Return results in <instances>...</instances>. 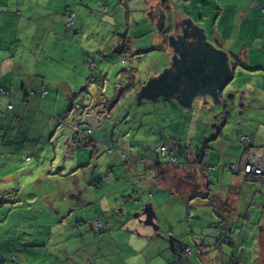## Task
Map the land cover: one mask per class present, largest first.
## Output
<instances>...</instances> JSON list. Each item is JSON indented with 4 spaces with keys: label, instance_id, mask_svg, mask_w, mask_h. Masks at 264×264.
Wrapping results in <instances>:
<instances>
[{
    "label": "crops",
    "instance_id": "crops-1",
    "mask_svg": "<svg viewBox=\"0 0 264 264\" xmlns=\"http://www.w3.org/2000/svg\"><path fill=\"white\" fill-rule=\"evenodd\" d=\"M143 1L137 0L135 5L140 3L143 6ZM255 2H252L253 8H256ZM151 3L150 11L158 14L163 10L167 23L171 12L167 11L168 6L162 0H153ZM69 12L74 13L76 19L73 25L67 26L65 21ZM259 14L262 15L261 12ZM214 15L215 21L208 26L202 24L208 16H201L198 22L207 30L206 34L213 38L214 46L230 52L231 58L237 55L230 43L232 29L234 36L245 38V41L253 45L252 49L259 50L257 47L261 46L264 50V22L260 25V36L255 35L254 29L260 24L256 21L255 13L253 18L237 17L235 22L234 17L224 21L226 18L221 8L215 10ZM129 19L130 10L128 11V3L124 4V0H0V89L4 91L0 92V264H97L95 258L104 259L105 245L103 242L98 244L97 236L90 242V235L85 231H104L100 233H104L103 236L109 235V231H122L123 234L134 237H129L128 240L139 249L150 244L135 240L137 237L131 231L144 230L127 220L125 201L133 199L135 203H130V208L138 209L141 195L147 201H153L147 203H151L153 208L155 206L154 209L167 205L153 193V189L158 190L155 186L161 185L155 179L156 172L154 174L152 169L151 178H144V174L142 176L139 171L151 169V162L156 158L153 148L166 145V126L171 124V114L177 115L179 105L176 101L165 98L160 104L164 110L163 117L156 122L153 118L154 123L141 121L134 141L121 139L114 146L105 145L106 154L109 155L104 158L105 162L96 160V152L100 150H92L91 147L100 136L92 135L90 139V136L83 135L85 131L101 126L98 115L104 111L100 104L106 108L109 102L113 100L114 103L117 99L113 88L111 97V85L109 82L105 84L102 76L96 77L93 84L87 83L89 63L95 64V51L104 48L101 44L108 42V46L112 45L113 39L117 40L116 44L119 43L117 27L127 24ZM199 23L196 25L203 28ZM128 31L129 25L126 37L129 35ZM92 32H98V39H93ZM133 34L135 36L136 32ZM100 37L103 39L98 43ZM125 41L126 39L123 47ZM211 43L214 44L212 41ZM106 47L100 56L109 59L104 53ZM243 52L240 50L239 53ZM245 53L247 57L238 58L244 66L243 70H247L240 73L239 83L242 81L247 85L240 94L238 91L243 90L242 86L236 83L233 93L229 94L233 101L250 108V111L241 114L245 132L232 126L225 134L222 130L213 135L209 140H215L217 145L216 159L210 157L209 148L191 154L192 162L202 165L200 179L203 181L196 185L200 189L198 193H190L192 183H189L196 181L197 177L192 174H180L179 177L183 178L185 194L192 198L201 197L204 200L200 203L207 201L204 205L207 207L215 199L216 208L219 207L220 212H229L241 200L245 208L252 205L251 211L252 208H258L257 189L260 182L251 175L244 176L241 172L232 174L226 169L231 164L239 163L243 153L256 154L264 159V67L251 68L248 49ZM165 67H168V63ZM112 71L113 65L109 69V75ZM156 75L158 74L155 73L153 77ZM94 83L98 85L102 100L94 104V93L92 103L76 110L74 106L76 102H80L78 99L84 100L86 96L88 103L89 93L95 88ZM246 87H250L249 90ZM82 92L85 93L81 94ZM224 94L225 91L220 97L225 96ZM195 101L192 107L185 109L187 112L196 108ZM9 103L11 110L6 109ZM108 116L104 115L109 118ZM179 116L180 119L183 118L181 113ZM193 122L197 121L191 115V123ZM148 126L153 133V130L156 131L155 127L160 129V138L154 146H151V139L142 134L144 131L148 135V131L144 130ZM243 136L248 137V140L241 143ZM69 141L74 145L71 155L64 151ZM219 145L223 151H219ZM80 146H88L90 149H78ZM177 146L176 143L172 144L170 149L178 156ZM109 148L116 150L113 149L108 154ZM122 151L126 152L124 158L121 157ZM62 152L64 156H70L67 157L68 162L65 159L61 161ZM30 155L40 161L37 166L32 167L31 161L26 160ZM22 157H25L26 162ZM121 159H124L123 165L120 164ZM120 165L122 168L119 171L135 175L133 179L129 178L131 183L124 182L128 179L122 180L124 183L120 184L106 182L109 176H116L115 167ZM56 166L60 169L56 170ZM176 178L177 175L171 173L170 178L166 179L178 189L175 185ZM163 187L164 192L167 190L169 193V205H173V199H177L181 193ZM211 215L214 217V214ZM261 217L262 214L257 219L260 220ZM96 218H100L102 222L99 229L92 224ZM189 222L190 220L187 223ZM170 226L174 229L175 223ZM112 245L115 244L108 245V250ZM111 249L116 251L119 248ZM89 255L94 257L93 262ZM116 255L123 259L122 254Z\"/></svg>",
    "mask_w": 264,
    "mask_h": 264
},
{
    "label": "rangeland",
    "instance_id": "rangeland-1",
    "mask_svg": "<svg viewBox=\"0 0 264 264\" xmlns=\"http://www.w3.org/2000/svg\"><path fill=\"white\" fill-rule=\"evenodd\" d=\"M136 1L137 0H124V4L128 3L130 19L127 24H121V26L117 27L119 30L117 35L120 37L119 43L116 44L117 40L113 39L112 45L108 46V42L100 45L104 48L107 45L106 52L104 51V53L110 57V61L105 56H100L104 50V48H102L101 51H95L96 60H94V62L97 67H95L94 63H89L90 74L87 77V83L93 84L96 77L102 76L105 79V84L109 82L111 85V97H113V89L117 93V99H115L114 103L112 100L106 108L100 104V107L104 111L98 115L101 126L87 134L90 136V139H92V135L100 136L99 140L96 141L95 139L96 143L91 147L92 150H100L96 152V160L100 159L101 162H105L104 158L109 156L106 154V146L115 143L117 144L121 139L134 141L137 137L138 124L141 121H150V123H154L153 118H155L156 122L163 117L164 110L161 109L160 104L165 101L164 98H158L155 102L147 100L139 102L137 94L155 73L160 74L166 68L165 65L171 62L172 51L169 47L168 35H175L178 33L175 28H172L173 22L175 23L187 17L194 24H198V20L201 19V16L205 15L208 16V18L205 17L204 23L202 24L203 26H208L210 25L209 23L215 21V10H219L220 8L223 10L224 17L226 18L224 21L234 17L233 22H235L237 17L241 16H249V18H253L252 16L255 13L257 18L256 21H259L260 23L257 24L254 29L255 35L260 36L262 30L260 25L264 22V0H254L256 1V8H253L254 6L252 7L253 0H166L165 4L167 6L170 5L171 7V12L169 14L170 20L165 23L164 29L161 32V25L157 20L152 21V18L150 17L151 2L153 0H144L143 6L140 3L138 6L135 5ZM247 11H249L250 15H245ZM260 12L262 15L259 14ZM124 18V14H122V19ZM134 22L135 24H133ZM128 25L129 35L127 37L130 40L125 42L127 43L125 44V46H127L125 48L123 47V42L127 38L126 28ZM170 28H172V30H170ZM203 29L205 28L203 27ZM133 32H136L135 36ZM230 35L231 48L237 52V55L231 58L230 52L227 51L229 58H231L230 64H232L234 75L224 88L226 95L233 93L232 91L235 88L236 83L240 84L243 89L239 90L238 93L241 94V92L245 90L247 83H243L242 81L239 83V80L241 76L240 73L247 72V70H243L244 66L240 63L241 60L238 58L244 59L247 57V53H245L247 49L249 51L248 57L251 62V68L264 67V50L261 46L257 47L259 50L256 48L252 49L253 45L245 41V38L239 39L234 36L233 29ZM263 35L264 32L262 36ZM92 36L93 39H98V32H92ZM207 37L208 41H212L214 43L213 45H215L213 38L208 35ZM101 39L103 38L100 37L98 43ZM257 42L259 43V40H257ZM122 47L125 53H123ZM240 50H243L244 52L240 54ZM122 56L125 60L122 59ZM112 65L113 71L111 75H109V69ZM94 86L95 88L92 93H89L88 103H86V96H84V100L78 99L77 101L80 102L76 103L81 104L79 107L73 105L76 110H81L86 104L92 103L91 97L94 93V104L102 100V96L98 93V85H95L94 83ZM249 88L250 87H246L247 90H249ZM84 93L85 92H82L81 94ZM198 101L199 100H196L194 104V107L196 106V108L190 112H187V110L178 106L176 110L177 115L174 116V113H172L170 116L171 124L166 126V131H168L166 132V146L170 152H173L172 149H170L172 144L176 143L178 145L177 154L179 156L180 164L178 166L166 165L165 167L171 171V173L177 175L178 178L175 180V185L179 190L175 189L174 185L168 179L161 180L159 171L156 173L157 176L155 175V179L158 177L161 181V185H156L155 187L158 190L153 189V193L157 199L167 203L166 206H157L156 209H154V206L153 208L155 212L154 223L159 227L158 230H155L152 226L144 224L145 206L147 205V202H153L152 200L147 201L144 196L139 195L140 204L137 206L138 209L130 208L132 207L130 203H135L133 199H127L125 201V207L128 211L127 220L144 230L131 231V233H134L137 237L135 240H141L144 244L150 242V244H146L143 249H139L135 245H132L128 240L129 237H134L128 236L127 233L123 234L122 231H109L110 233L107 236H103L104 233L100 234L104 231H85L90 235V242H93V238L97 236L96 241L98 244L103 242L105 245L103 252L104 259L99 257L95 258L97 264H121L122 262L126 264H264V227L262 226L264 225V198H260L261 196H264L263 186H259L257 189V191H259L257 199L258 208H252V211L250 210L252 205L249 204L245 208L243 200H241L234 206V209H229V212H220L219 207L218 209L216 208L217 203H215V199L212 204L207 207L204 206L207 201L206 203H200L204 200L201 197L198 196L192 198L184 193V181L183 178H179L181 175L186 176L192 174V176L197 177L196 181L189 182L192 183L190 186V193H193L195 190L199 192L200 189H197L196 185L203 181L200 179L202 165H195L192 162L191 154L209 148L211 150L210 157L216 159L217 156L218 158V154L215 151V147L217 146L215 140L210 141L211 138H213V135L222 130L225 134L230 131L232 126L243 130L241 132L244 133L246 127L244 123L241 122V114L243 113L244 115L245 111H250V108L242 107L238 102L233 101L232 99H226L225 96L221 97V103L212 102L209 105H204L203 101ZM6 109H12L11 103H9ZM109 109V112L111 113L108 116L107 110ZM185 111L188 113L187 119ZM97 112L99 113L100 111ZM180 113L183 115L182 119H180ZM105 114L109 118L104 117ZM191 115L194 116L197 122L191 123ZM1 116H4V114ZM149 129H151L150 126L144 129L145 131H148V135H146V132L144 131H142V134L144 137H149L151 139V146H154V143L158 142L160 138L158 134L160 129L155 127L156 131L153 130L155 133L151 132ZM73 146L74 145L69 141L68 144H66V150H64L65 153L71 155ZM84 147L90 149L88 146H80L78 149ZM218 148L219 151H223V148L220 145ZM60 157L61 161L65 159L68 162L70 156H64V153L62 152ZM22 158L25 162L26 160H30L32 167H35L40 163V161L33 155H30L26 160L25 157ZM161 159L163 161L162 157ZM124 163V159H121L120 164L123 165ZM122 165L115 167L117 173L116 176H109L106 178V182L110 184H120L123 182L122 180L128 179L124 182L131 183V179L129 178L132 177L133 179L135 175L132 176L128 173L125 174L126 172L119 171L122 168ZM145 165H147V163ZM216 166L222 165L216 164ZM55 169L57 170L58 166H56ZM166 169H164L165 172ZM141 170L142 171H139V174H142V176L144 174V178H151L150 168ZM67 171H69V168H67ZM195 171H197V173H195ZM163 186L169 187L172 192L175 190V192L181 193L177 199H173V205H169V193L167 190L164 192L165 188ZM134 190L136 191V187H134ZM146 194H148L147 191ZM137 196L135 197L138 198ZM207 209H210L209 213L207 212ZM211 214H214L215 218ZM261 214L263 217L258 220L257 218ZM252 215L253 217H251ZM186 217L188 218L186 219ZM189 220L190 222L187 223ZM172 223H175L174 229L170 226ZM170 228L172 229L171 231ZM105 233H108V231ZM173 239L176 241L177 245L171 249L170 241H173ZM111 243L115 244L112 245L111 248L119 249L113 251L110 248L108 250V245ZM185 247L190 248V252L187 254L183 252ZM117 253L122 254L124 260L118 258L116 255ZM89 257L91 262H93L94 257H91L90 255Z\"/></svg>",
    "mask_w": 264,
    "mask_h": 264
},
{
    "label": "water",
    "instance_id": "water-1",
    "mask_svg": "<svg viewBox=\"0 0 264 264\" xmlns=\"http://www.w3.org/2000/svg\"><path fill=\"white\" fill-rule=\"evenodd\" d=\"M168 9L171 11L170 5ZM158 15L157 22L162 32L167 17L163 10ZM150 17L152 21L155 20L151 13ZM180 21L172 25L178 33L168 35L171 62L160 74L149 79L138 91L137 99L139 102H154L162 97L176 101L184 109L192 107L195 100L203 101L204 105L210 102L221 103L220 94L233 77L229 55L208 41L205 29L189 18ZM225 97L231 99L228 94ZM144 212V224L158 230L151 203H147ZM170 248H174V239L170 241Z\"/></svg>",
    "mask_w": 264,
    "mask_h": 264
},
{
    "label": "built area",
    "instance_id": "built-area-1",
    "mask_svg": "<svg viewBox=\"0 0 264 264\" xmlns=\"http://www.w3.org/2000/svg\"><path fill=\"white\" fill-rule=\"evenodd\" d=\"M75 20V15L73 13H68L66 15V24L71 25ZM125 60V58H122ZM0 92H4L2 89H0ZM75 107H79V104H76ZM87 114V113H85ZM90 133V130H87L84 134V136H88L87 134ZM75 136V135H74ZM243 140H248V137H242ZM112 148L108 149V154L112 153ZM158 154L161 156L165 157L168 154L171 156V161L176 162V156L174 155L173 152H170L168 149L165 147H158L156 149ZM121 157L124 158L126 156V152H120ZM230 171L232 174H236L237 172L244 173L246 175H256L258 176V180L260 182V185L264 186V159L259 157L256 154H244L243 157L240 160V163L238 165H231L230 166ZM93 227L96 229H99L102 225V222L100 218H96L95 220L92 221ZM189 248L185 247L184 248V253H189Z\"/></svg>",
    "mask_w": 264,
    "mask_h": 264
},
{
    "label": "trees",
    "instance_id": "trees-1",
    "mask_svg": "<svg viewBox=\"0 0 264 264\" xmlns=\"http://www.w3.org/2000/svg\"><path fill=\"white\" fill-rule=\"evenodd\" d=\"M163 3H166V0H163ZM69 13H72V12H69ZM68 14V13H67ZM66 22V21H65ZM74 22H75V20H74ZM74 22L71 24V25H73L74 24ZM67 25V24H66ZM67 26H70V25H67ZM127 40H130L128 37L126 38V41ZM125 41V42H126ZM125 44H127V43H125ZM125 48L127 47V46H124ZM122 58H123V56H122ZM86 132V131H85ZM85 132L83 133V135L85 134ZM215 135V134H214ZM244 137V136H243ZM240 142L241 143H244V142H246V140H243L242 138H241V140H240ZM112 149H115V148H112ZM112 152H113V150H112ZM174 153V152H173ZM244 154H247V153H243V155ZM243 155H242V157H243ZM176 156V162H173V161H171V156L168 154L167 156H165V157H163V156H161L160 154H158L157 156H156V158H154V160H152V162L151 163H153L152 164V166H151V172H152V169H153V173L155 174V172L157 173L158 171H159V173H160V176H161V180H165L167 177H169L170 176V173H171V171H169L168 169H166V165L168 166H178L180 163H179V161H178V156L177 155H175ZM161 157L163 158V161H162V159H161ZM241 157V158H242ZM240 163V162H239ZM239 163H237V164H231V165H238ZM199 164H201V163H199ZM231 165H229L228 167H226V169L231 173V171H230V166ZM164 169H166V172L164 171ZM152 173V174H153ZM244 176H247L246 174H244V173H242ZM248 175H250V174H248ZM157 176V175H156ZM252 177H255L257 180L259 179L258 178V176H256V175H251ZM157 179H158V177H157ZM159 181H160V179H158ZM161 182V181H160ZM258 182H259V180H258ZM259 184V183H258ZM260 185V184H259ZM260 187H262V185H260ZM264 187V186H263ZM194 193H198V191L197 190H195L194 191Z\"/></svg>",
    "mask_w": 264,
    "mask_h": 264
},
{
    "label": "bare ground",
    "instance_id": "bare-ground-1",
    "mask_svg": "<svg viewBox=\"0 0 264 264\" xmlns=\"http://www.w3.org/2000/svg\"><path fill=\"white\" fill-rule=\"evenodd\" d=\"M247 141V140H246ZM158 147H165L166 149H168V147L166 145H159L153 148V154L155 155V157L158 155V152L156 151V149ZM169 150V149H168Z\"/></svg>",
    "mask_w": 264,
    "mask_h": 264
},
{
    "label": "flooded vegetation",
    "instance_id": "flooded-vegetation-1",
    "mask_svg": "<svg viewBox=\"0 0 264 264\" xmlns=\"http://www.w3.org/2000/svg\"><path fill=\"white\" fill-rule=\"evenodd\" d=\"M153 12H154V11L152 10V11H151V15H152V16H155V21H156V20L159 18V17H158V16H159V15H158L159 13L156 14V13H153ZM168 30H169V29H168ZM170 30H172V28H170ZM176 245H177V243H176V241H174V246H176ZM189 249H190V248H189ZM189 252H190V250H189Z\"/></svg>",
    "mask_w": 264,
    "mask_h": 264
},
{
    "label": "clouds",
    "instance_id": "clouds-1",
    "mask_svg": "<svg viewBox=\"0 0 264 264\" xmlns=\"http://www.w3.org/2000/svg\"><path fill=\"white\" fill-rule=\"evenodd\" d=\"M184 251V250H183Z\"/></svg>",
    "mask_w": 264,
    "mask_h": 264
}]
</instances>
